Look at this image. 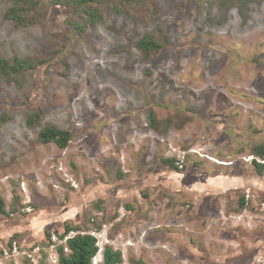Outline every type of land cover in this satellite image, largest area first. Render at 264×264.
I'll use <instances>...</instances> for the list:
<instances>
[{
  "label": "rangeland",
  "instance_id": "1",
  "mask_svg": "<svg viewBox=\"0 0 264 264\" xmlns=\"http://www.w3.org/2000/svg\"><path fill=\"white\" fill-rule=\"evenodd\" d=\"M28 1L16 26L0 0V56L41 61L0 75V264H56L64 225L96 237L91 264L106 247L118 264H264V157L252 154L264 145V0ZM111 20L119 35L104 30ZM177 23L220 41L195 56ZM146 35L165 36L148 60L136 48ZM95 62L131 82L102 79ZM39 84L54 97L39 99ZM48 127L71 137L42 141ZM12 241L17 253L2 257Z\"/></svg>",
  "mask_w": 264,
  "mask_h": 264
},
{
  "label": "trees",
  "instance_id": "2",
  "mask_svg": "<svg viewBox=\"0 0 264 264\" xmlns=\"http://www.w3.org/2000/svg\"><path fill=\"white\" fill-rule=\"evenodd\" d=\"M56 1L60 4H68L69 2V0ZM88 1L89 0H74L76 4H84ZM138 1L140 0H129L127 4L130 5L131 3ZM21 3L23 4V7H20ZM25 5L28 6L29 9L33 8L31 2H29L28 0H10V7L6 11L5 15L8 19L14 21L16 26H21L23 24V17L26 16L25 12L27 11L26 9H23L26 7ZM137 16L139 17V15ZM150 37V35H146L144 39H140V41L136 44V48L140 50V52L151 53L150 55L145 56L146 58L144 60H148L156 56L164 45L165 36L161 38V46L159 45L160 43L152 40ZM34 62L35 63L32 64L25 59H13L12 61H7L0 56V75L10 76L20 74L25 69L35 68L38 64L41 63V61L38 59H36ZM39 134L42 141H53L60 147L64 146L71 137V135L67 131H58L54 127H48L45 130L41 131ZM252 154L259 157H264V145H259L254 148ZM251 160L257 167H261V163H256L253 159ZM244 202L246 201L241 198L239 201V205L242 206ZM2 203V199L0 198L1 212L3 211ZM69 231H76V233L73 236L68 237L64 241V243L57 245L56 264H91L92 258H94L98 250L96 237L90 231L84 230V232L77 233V228L71 227L69 225H64L63 232L61 235H59V239L62 240ZM12 242H9L7 247H10ZM64 247L67 249V251L63 250ZM120 260L121 256L119 251H112L109 247H106L103 250L101 256V264H118L120 263Z\"/></svg>",
  "mask_w": 264,
  "mask_h": 264
},
{
  "label": "bare ground",
  "instance_id": "3",
  "mask_svg": "<svg viewBox=\"0 0 264 264\" xmlns=\"http://www.w3.org/2000/svg\"><path fill=\"white\" fill-rule=\"evenodd\" d=\"M188 1V0H187ZM188 3V2H187ZM178 4V3H177ZM173 5V4H172ZM179 5V4H178ZM202 4L200 3V4H196L195 5V9H196V11L199 9V6H201ZM156 6H157V8H159V12L161 11V8L160 7H158V4H156ZM164 6V5H163ZM171 6V5H170ZM176 6V5H175ZM169 7V6H168ZM181 7V6H180ZM179 7V8H180ZM171 8V7H170ZM189 6H188V4H186L185 6H184V8L182 7L181 9L182 10H180L179 12L183 15V17L184 16H189L190 15V12H189ZM163 9V8H162ZM177 9V8H176ZM240 11H241V9H240ZM208 13V15L207 16H205L204 17V20L206 21V20H209L210 22H216V23H218L219 21H217L219 18H218V15H213V14H211V12H207ZM241 13H243V12H241ZM155 14V13H154ZM159 14V13H158ZM176 14V13H175ZM175 14L173 15V16H175ZM195 14V13H194ZM216 14V13H215ZM155 16V15H154ZM248 16V15H247ZM228 17V16H227ZM246 16H243L242 18L243 19H241V21L244 23V18H245ZM221 18H223L224 19V17H221ZM114 21L115 20H111V21H109V23H107V24H105L104 25V30H106V31H108V30H110V31H112V34H114V35H119V33H121L122 32V27H120V26H118V27H116L115 26V23H114ZM240 23L241 22H239L238 23V25H236L237 27H239L240 26ZM171 24V23H170ZM175 24V23H174ZM173 23H172V25H174ZM242 24V23H241ZM180 25V23H177L176 24V28H175V32H178V36H179V38H180V42H179V44H180V47H181V49L182 48H184V47H187V46H189V47H191L192 48V51H194L195 49H197V48H201L200 47V45H201V43L203 42V41H205V42H207L208 43V41L209 40H217V41H220L218 38H216L215 36H212V34L211 33H209V31H207V30H205V32H203L202 34H199L198 33V29L197 28H204V25H203V27H201L199 24V26L198 25H196V24H192V27H193V29H191V30H186V29H182V25L181 26H179ZM228 25V27H230L231 25L228 23L227 24ZM226 25V26H227ZM251 26V24H247L245 27H250ZM175 27V26H174ZM182 30H186V32L185 33H183V31ZM182 31V32H181ZM108 33V32H107ZM189 33H192V35H190V36H188L187 37V35L189 34ZM177 34V33H176ZM264 34V33H263ZM114 35H112V36H114ZM112 38V37H111ZM216 38V39H215ZM224 38V37H223ZM255 38V37H254ZM229 40V39H228ZM248 41V40H247ZM231 42H232V40H231ZM234 43H236V42H234ZM238 43V42H237ZM204 44H206V43H203V45ZM188 47V48H189ZM91 49V48H90ZM110 49V48H109ZM109 49L107 50V52H109ZM180 49V50H181ZM184 51V50H183ZM195 52V54H196V50L194 51ZM185 53V52H184ZM203 53V52H202ZM89 55V54H88ZM88 55H85L84 54V52H80V50H78L77 51V58H76V69L78 70V73L79 74H81L82 76H80L79 78H81L82 79V81L84 82V84H83V86H87V87H89V86H92V85H90V82H91V80H93V83H95L96 81H95V78H93V77H91V75H89V76H87V72H86V70H87V68H86V65L83 63V61H82V59H83V57H87ZM195 56H197V54L195 55ZM195 59V58H194ZM216 59V58H215ZM89 60V59H88ZM209 61V60H208ZM95 64L97 65V69L100 71V74L99 75H101V77H102V79H106V76L107 75H110L111 77H113L114 78V80L116 79V80H118V81H121V82H123L124 84H129L130 82H131V79L130 78H128L127 76H125V75H121V76H119L116 72L115 73H111V72H113V70H106V68H105V66L103 65H100L99 63H97V62H95ZM177 64V65H176ZM112 65H114V62L112 63ZM178 66V63H175V67H177ZM195 66H197L196 64H195ZM242 71V70H241ZM105 74H104V73ZM119 73V72H118ZM160 73H162V72H159V74ZM242 73H244L243 71H242ZM94 74V73H93ZM238 74H239V72H238ZM78 75V74H77ZM161 75V74H160ZM79 76V75H78ZM158 76V75H157ZM163 76V75H162ZM88 77V78H87ZM161 77V76H160ZM164 78H162L161 80H163ZM97 80V79H96ZM167 82V84L169 85V86H171V84L170 83H168V81H166ZM75 83H76V85L79 87H82L77 81H75ZM74 82H72L71 81V84H75ZM103 86H105V85H103ZM168 86V87H169ZM97 87V86H96ZM229 87V86H228ZM105 88H107V87H105ZM97 89V88H96ZM189 88H182V93L184 94H189V95H191L192 93H191V91L190 90H188ZM244 89V88H243ZM101 90H103L102 89V87H101ZM100 90V91H101ZM110 90V89H109ZM168 90L169 91H174V89H170V88H168ZM181 90V89H180ZM231 90V89H230ZM108 91V90H107ZM207 91V90H206ZM56 91H55V88H54V86L53 85H49V86H44L43 84H39L38 85V88L37 89H35V93L34 94H36L37 96H39V99H41V100H43V98L46 96V95H49V96H53L54 97V93H55ZM97 92H98V90H97ZM74 92H68L67 93V96L65 95V94H63L64 96H66V97H71V96H73L74 94H73ZM181 93V92H180ZM181 93V94H182ZM149 94V93H148ZM188 94H187V97H188ZM221 94V93H220ZM56 95H61V93H57ZM221 96V95H220ZM259 96V95H258ZM225 97V96H224ZM80 99V98H79ZM94 100V99H93ZM179 101H180V98L178 99ZM183 100V99H182ZM225 100V99H224ZM223 100V101H224ZM55 101H56V103H59L60 101L59 100H57L56 99V97H55ZM225 102H226V100H225ZM225 104V103H224ZM83 105V104H82ZM230 105V104H229ZM234 107V106H233ZM232 107V108H233ZM86 110V107H84V105H83V107L81 108V110ZM91 114H93L92 112H91ZM103 117V116H102ZM98 254V253H97ZM96 257V256H95ZM93 260H94V258H92Z\"/></svg>",
  "mask_w": 264,
  "mask_h": 264
},
{
  "label": "built area",
  "instance_id": "4",
  "mask_svg": "<svg viewBox=\"0 0 264 264\" xmlns=\"http://www.w3.org/2000/svg\"><path fill=\"white\" fill-rule=\"evenodd\" d=\"M249 197H251V195H249V193L247 192L245 194V201H248L249 200ZM256 206H257V209L262 212L264 214V201H258L256 202ZM264 216V215H263ZM75 233L73 231H69L62 240L59 241V244H62L64 243V241L68 238V237H71L73 236ZM64 251H67V249L64 247L63 248ZM18 251L16 245H15V242H12L11 243V246L10 247H6V249H4L2 251V255L4 258H7L8 256H11V255H14L16 254Z\"/></svg>",
  "mask_w": 264,
  "mask_h": 264
}]
</instances>
